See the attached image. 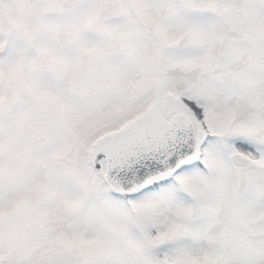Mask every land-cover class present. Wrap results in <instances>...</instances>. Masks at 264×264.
Here are the masks:
<instances>
[{
	"label": "snow or ice",
	"instance_id": "1",
	"mask_svg": "<svg viewBox=\"0 0 264 264\" xmlns=\"http://www.w3.org/2000/svg\"><path fill=\"white\" fill-rule=\"evenodd\" d=\"M0 264H264V0H0Z\"/></svg>",
	"mask_w": 264,
	"mask_h": 264
}]
</instances>
